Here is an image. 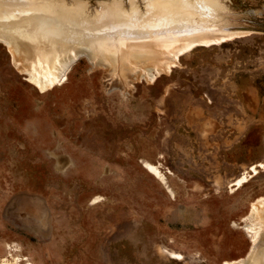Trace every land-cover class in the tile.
<instances>
[{
	"label": "rangeland",
	"instance_id": "374dc122",
	"mask_svg": "<svg viewBox=\"0 0 264 264\" xmlns=\"http://www.w3.org/2000/svg\"><path fill=\"white\" fill-rule=\"evenodd\" d=\"M44 1L102 25L94 37L119 61L81 58L42 93L25 56L0 44V264H232L252 251L264 264V0H219L214 21L252 34L197 47L171 69L168 55L127 59L171 51L165 36L111 30L170 0ZM7 12L27 15L4 3L0 24L13 23Z\"/></svg>",
	"mask_w": 264,
	"mask_h": 264
},
{
	"label": "bare ground",
	"instance_id": "6f19581e",
	"mask_svg": "<svg viewBox=\"0 0 264 264\" xmlns=\"http://www.w3.org/2000/svg\"><path fill=\"white\" fill-rule=\"evenodd\" d=\"M4 1V3H7L8 6H12V8L17 9V12L27 13V15H24L25 17H17L16 13L13 15L7 12L9 13L7 14V17L10 16L9 19H12L13 23L10 24L3 22L0 24V44L4 45L14 57L21 54L25 56L29 64V77L27 81L35 84L42 93L47 92L52 87L62 86L68 80L67 77L72 65L81 58H86L91 64L107 63L106 65H108L111 64V62L113 63L112 58L116 57L117 54L113 52L114 50L111 52L112 48L109 47L111 41L108 42L106 39H103L98 42L95 39L96 36L101 39L102 36L107 35L105 34L102 25L96 24L93 26V24H89L91 26L89 29V25H84L83 23L81 24L80 21H78L79 18H85L83 14H79L78 16L67 15L62 8L49 6L44 0ZM4 3H1L0 7H2ZM220 9H224V6L219 4V0H170L168 3L157 2L150 11L152 12L150 16L138 21L131 18H129L131 20L126 18V20L124 17L112 15L116 16L114 18L120 17L119 20L122 22L121 24H118L119 22L115 21V26L111 27V30H117L118 28L119 30L124 31L125 36L127 35L128 37H137L142 39L149 38L150 36H165L169 39V43L174 45L171 51L164 49L163 43L161 46L153 48L130 50V54L132 56L127 57V59L130 62H132L130 59H136V61L138 60L139 62L140 60L148 58V56H154V54H156L157 57L163 56L164 59L166 57L164 55H168L172 57L173 63L169 66V69H171L174 67L173 64L175 65L176 62H180L179 59L182 55L194 50L197 47L222 45L224 43L231 42L236 38L252 34L250 31L228 30L223 25V22H216L218 20L214 21L215 19L212 18V14L214 11L218 12ZM65 18L71 21V25L78 27L74 28L69 25ZM76 29L78 30L75 31ZM68 35L72 36L73 39L71 38V40L80 44V47L77 45L76 49L78 48V50L71 49L72 52L77 51L75 56L65 58L67 56V51L71 50L64 49L60 39H63ZM67 40L68 39H66L65 42ZM55 44L62 45L60 46V50H62L63 53H55L54 56H50L49 54L51 52L56 51ZM70 45L72 44L70 43ZM101 49H104L105 52H102L103 50ZM97 51H101L104 54H99ZM116 58H113V60L118 62L119 60H116ZM167 60L165 61L166 63ZM14 61L16 62V57L14 58ZM122 61L121 64L126 62V60ZM115 63L116 62H114V64ZM134 64H136V62ZM137 66L139 67V65ZM44 68L52 72L51 83L46 81V72L44 75H40L39 73V69L44 70ZM154 71L156 72V70ZM159 73L160 72L157 71L155 75H151V79L157 78V75H160ZM146 168L157 178L164 179L163 173L159 167L147 164ZM261 203H264V199L261 200ZM256 212L257 208L254 207L253 215ZM252 217L253 216H251V218ZM248 220L251 219L248 218ZM254 234V242L256 243V241L259 240L257 238L259 237L260 232H255ZM263 236L264 235H262V237ZM248 259L249 260L246 261L239 260L238 262H234L232 264L257 263V258L254 257L253 251L249 254Z\"/></svg>",
	"mask_w": 264,
	"mask_h": 264
},
{
	"label": "water",
	"instance_id": "95a60500",
	"mask_svg": "<svg viewBox=\"0 0 264 264\" xmlns=\"http://www.w3.org/2000/svg\"><path fill=\"white\" fill-rule=\"evenodd\" d=\"M89 1H95V0H89ZM100 1H105V0H100Z\"/></svg>",
	"mask_w": 264,
	"mask_h": 264
}]
</instances>
